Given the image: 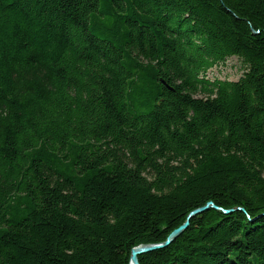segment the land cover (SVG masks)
<instances>
[{
	"label": "trees",
	"instance_id": "trees-1",
	"mask_svg": "<svg viewBox=\"0 0 264 264\" xmlns=\"http://www.w3.org/2000/svg\"><path fill=\"white\" fill-rule=\"evenodd\" d=\"M208 202L140 264H264V0H0V264H129Z\"/></svg>",
	"mask_w": 264,
	"mask_h": 264
},
{
	"label": "rangeland",
	"instance_id": "rangeland-1",
	"mask_svg": "<svg viewBox=\"0 0 264 264\" xmlns=\"http://www.w3.org/2000/svg\"><path fill=\"white\" fill-rule=\"evenodd\" d=\"M242 73H243V71H242V68H241V62L240 61H238V59L237 58H231L230 60H228L227 61V63L225 64V65H223V66H218V67H214L213 69H211L210 71H208V73H207V78L208 79H211V80H213V79H215V78H218V79H221V80H224V79H230V80H234V81H236V80H238L241 76H242ZM207 204H209V203H207ZM206 204V205H207ZM205 205V206H206ZM202 208H204L203 206L202 207H199V208H197V209H195V210H193L191 213H193L194 211H196V210H198V209H202ZM211 208H214V209H220L218 206H211V207H207L205 210H203L202 212H199V213H197V214H195V215H193L192 217H190V215H191V213L187 216V218H186V220H185V222L181 225V226H183L188 220H189V222L191 221V219L194 217V216H197V215H199V214H201V213H203V212H205V211H208L209 209H211ZM231 210V212L230 213H233V209H230ZM242 210H244V209H242ZM230 213H225L226 215H230ZM190 217V218H189ZM180 226V227H181ZM175 231V230H174ZM173 231V232H174ZM172 232V233H173ZM171 233V234H172ZM170 234V235H171ZM169 235V236H170ZM161 243H165V242H161ZM170 244H172V243H170ZM169 244V245H170ZM169 245H167V246H164V247H162V248H166V247H168ZM134 248H136V247H134ZM162 248H160V249H162ZM133 250V249H132ZM132 250H131V254H130V258H131V256H132ZM158 250V249H157ZM155 251V250H154ZM151 252H153V251H151ZM140 258V257H139ZM139 263H140V260H139ZM129 264H130V262H129Z\"/></svg>",
	"mask_w": 264,
	"mask_h": 264
},
{
	"label": "water",
	"instance_id": "water-1",
	"mask_svg": "<svg viewBox=\"0 0 264 264\" xmlns=\"http://www.w3.org/2000/svg\"><path fill=\"white\" fill-rule=\"evenodd\" d=\"M207 207H211V206H215L212 202L206 205ZM204 207L202 209H198L196 211H194L193 213H191L190 217H192L193 215L202 212L203 210H205L207 207ZM225 213H230L231 210H224ZM189 217V218H190ZM189 224V220L181 227L177 228L169 237L168 239L165 241V243H160V244H147V245H140L136 248H133L132 250V256L130 258V264H140L139 263V255L147 253V252H151L157 249H160L164 246L169 245L170 243H172V241L176 238L179 237L182 232L187 229V226Z\"/></svg>",
	"mask_w": 264,
	"mask_h": 264
},
{
	"label": "bare ground",
	"instance_id": "bare-ground-1",
	"mask_svg": "<svg viewBox=\"0 0 264 264\" xmlns=\"http://www.w3.org/2000/svg\"><path fill=\"white\" fill-rule=\"evenodd\" d=\"M208 203H211V202H208ZM214 205H215V203L214 202H212ZM216 206V205H215ZM203 207H205V206H203ZM207 207V206H206ZM223 210V209H222ZM223 213L225 214V212H224V210H223ZM231 214V213H230ZM189 225H190V222H189V224H188V226H187V228L189 227ZM185 231V230H184ZM183 231V232H184ZM182 232V233H183ZM178 237H176L172 242H174L176 239H177ZM153 244H160V243H153ZM141 245H147V244H141ZM140 246V245H139ZM138 247V246H137ZM147 253H150V252H147ZM147 253H144V254H141V255H139V256H142V255H145V254H147Z\"/></svg>",
	"mask_w": 264,
	"mask_h": 264
}]
</instances>
